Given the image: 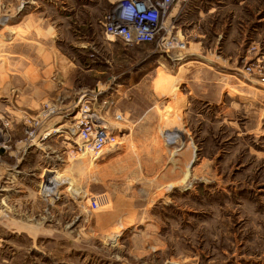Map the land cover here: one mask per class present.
<instances>
[{"label": "rangeland", "instance_id": "obj_1", "mask_svg": "<svg viewBox=\"0 0 264 264\" xmlns=\"http://www.w3.org/2000/svg\"><path fill=\"white\" fill-rule=\"evenodd\" d=\"M114 1L0 0V115L23 142V112L55 127L46 169L0 200V264H264V0L175 1L167 52L107 39ZM38 47L71 95L32 110L15 60ZM85 101L119 143L96 159L73 149Z\"/></svg>", "mask_w": 264, "mask_h": 264}, {"label": "built area", "instance_id": "obj_2", "mask_svg": "<svg viewBox=\"0 0 264 264\" xmlns=\"http://www.w3.org/2000/svg\"><path fill=\"white\" fill-rule=\"evenodd\" d=\"M178 0H117L111 13L106 16L104 32L107 39L118 40L127 45L156 43L163 51H170L175 47H185L182 41L177 40L170 30H165L161 16L166 14L170 5ZM79 114L81 118L79 119ZM40 116H31L22 113L25 119L27 141L37 136ZM13 115L2 113L0 115V153L11 148V129ZM76 124L71 127L76 131L78 141H75L74 152H83L96 159L104 152L117 146V136L109 128L108 121L85 101L84 106L75 117ZM118 121L123 120L122 115H116ZM27 121V122H26ZM1 186V185H0ZM91 207L98 209L99 201L94 198Z\"/></svg>", "mask_w": 264, "mask_h": 264}, {"label": "crops", "instance_id": "obj_3", "mask_svg": "<svg viewBox=\"0 0 264 264\" xmlns=\"http://www.w3.org/2000/svg\"><path fill=\"white\" fill-rule=\"evenodd\" d=\"M43 19H40V21H43ZM36 50H39L40 54L38 62H33L29 59V61L23 65L19 60H15L17 64V66H15L16 71L20 70L22 73L26 71L25 74L23 73L25 90L20 91V96L30 108L38 106L40 101L53 98L57 95H71V93L66 92L65 89V85L72 79L71 73L67 75V71L73 69V67L68 66L70 63L67 65L66 59L60 57L58 49L52 48L57 56L55 60L50 62L46 60L49 53L48 49L44 47L41 49L38 47ZM10 68L14 67L10 65ZM32 110H36V108ZM13 117L11 148L6 151H1L0 153V181H3L5 184V188L3 189L5 193L0 195L1 201L13 196L15 192L27 191L28 187L26 183H28V181L26 180L28 177L30 176V178H32L31 176L35 175V171L37 169L39 170V168L46 169V167H43L47 163L49 164L46 158L49 157L50 154V151L48 152L47 150L49 144L47 140H52L53 138L50 137V135L55 132L52 131L55 127L51 129V126L48 125L46 126L47 128L39 130L37 136L34 137L32 141L23 142L20 140L24 134L22 120L18 116ZM48 130H51V132ZM48 132L51 134H47ZM21 166L23 168L19 171L23 175H20L19 179H13L15 178V175H13L15 171L14 168ZM47 171H49L48 168ZM22 180L26 181V183L24 184Z\"/></svg>", "mask_w": 264, "mask_h": 264}, {"label": "bare ground", "instance_id": "obj_4", "mask_svg": "<svg viewBox=\"0 0 264 264\" xmlns=\"http://www.w3.org/2000/svg\"><path fill=\"white\" fill-rule=\"evenodd\" d=\"M172 85H173V84H172ZM81 116H82V115H81ZM81 116H80V114H79V117H78V118L80 119V118H81ZM60 128H61V127H60ZM54 131H55V130H54ZM54 131H53V132H54ZM50 132H51V131H50ZM48 134H51V133H48Z\"/></svg>", "mask_w": 264, "mask_h": 264}]
</instances>
